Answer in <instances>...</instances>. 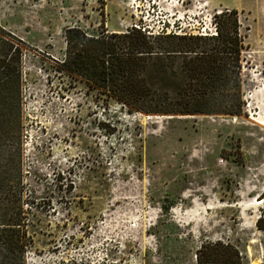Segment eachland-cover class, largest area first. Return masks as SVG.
Listing matches in <instances>:
<instances>
[{"label": "rangeland", "instance_id": "rangeland-1", "mask_svg": "<svg viewBox=\"0 0 264 264\" xmlns=\"http://www.w3.org/2000/svg\"><path fill=\"white\" fill-rule=\"evenodd\" d=\"M157 5L0 0L1 26L29 47L23 157L33 246L25 264H199L201 245L216 241L234 246L243 264H264L256 226L264 214V0ZM225 9L238 11L246 34L240 117L126 115L97 105L81 84L60 92L56 78L48 83L45 60L63 57L68 27L211 33Z\"/></svg>", "mask_w": 264, "mask_h": 264}, {"label": "trees", "instance_id": "trees-1", "mask_svg": "<svg viewBox=\"0 0 264 264\" xmlns=\"http://www.w3.org/2000/svg\"><path fill=\"white\" fill-rule=\"evenodd\" d=\"M213 25L211 33L166 29L156 35L134 27L128 33L109 32L103 24L97 34L68 27L63 57L45 60L48 83L56 78L60 92L81 84L97 105H118L126 115L240 117L246 105V34L236 10L214 14ZM28 48L0 24V264H25L33 246L29 197H24L23 63ZM256 226L264 232V214ZM196 260L243 264L242 254L221 241L203 243Z\"/></svg>", "mask_w": 264, "mask_h": 264}, {"label": "built area", "instance_id": "built-area-1", "mask_svg": "<svg viewBox=\"0 0 264 264\" xmlns=\"http://www.w3.org/2000/svg\"><path fill=\"white\" fill-rule=\"evenodd\" d=\"M157 1H160V0H147V2H148V4H149V9L150 10H154V9H156L157 7H158V5H157ZM152 2V3H151ZM139 28V29H142V31H144L146 34H148V35H156V34H152L150 31H147L146 30V28H145V26H139V25H132V27L131 28ZM126 33H128V29L125 31ZM159 32H157V34H158Z\"/></svg>", "mask_w": 264, "mask_h": 264}, {"label": "water", "instance_id": "water-1", "mask_svg": "<svg viewBox=\"0 0 264 264\" xmlns=\"http://www.w3.org/2000/svg\"><path fill=\"white\" fill-rule=\"evenodd\" d=\"M149 117V116H148ZM165 118H184V117H196V116H163ZM204 117H213V116H204Z\"/></svg>", "mask_w": 264, "mask_h": 264}, {"label": "bare ground", "instance_id": "bare-ground-1", "mask_svg": "<svg viewBox=\"0 0 264 264\" xmlns=\"http://www.w3.org/2000/svg\"><path fill=\"white\" fill-rule=\"evenodd\" d=\"M257 202H259V200ZM259 203H261V202H259Z\"/></svg>", "mask_w": 264, "mask_h": 264}]
</instances>
